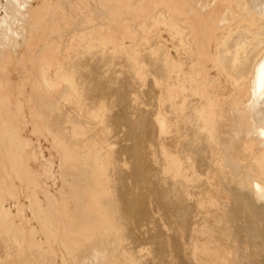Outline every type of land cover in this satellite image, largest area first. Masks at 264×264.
<instances>
[{"label": "bare ground", "instance_id": "1", "mask_svg": "<svg viewBox=\"0 0 264 264\" xmlns=\"http://www.w3.org/2000/svg\"><path fill=\"white\" fill-rule=\"evenodd\" d=\"M71 18L86 23L102 43L123 47L133 59L136 89L144 85L143 73L149 74L151 93L158 94L154 104L149 99L154 111L134 129L136 158L145 161L150 184L158 189L163 184L167 192L178 187V197L195 200L203 215V226L195 225L191 233L196 257L205 264H232L238 244L234 239L229 252L218 237L225 232L221 202L227 199L216 186L219 177L232 186V200L246 207L250 222L246 215H236L246 224L237 232L256 235L262 219L256 220L260 213L255 206L264 201V0H0V237L5 254L14 257L11 250L30 246L40 257L29 264H44L45 259L52 264H118L111 242H119L123 257L127 254L110 187L118 175L110 174L117 164L112 147L87 134L88 120L83 124L70 117V138L52 128L57 117H68L59 105L63 89L74 94L73 81L59 64L70 50V42L60 44V37H70L62 29L70 27ZM49 35L58 36L54 44ZM41 38L49 44L38 43ZM31 55L37 57L33 68L24 64ZM19 67L25 73L11 78ZM70 111L81 113L76 104ZM27 127L33 134L25 135ZM61 131L68 132L66 127ZM143 131L146 148L141 147ZM33 138L46 140L57 161L45 158ZM78 165L94 187L76 192L77 185L70 182L69 209L60 171ZM54 173L61 184L51 190L47 181L56 179ZM246 198L253 200L252 207L244 205ZM259 238L264 239V228L252 242Z\"/></svg>", "mask_w": 264, "mask_h": 264}, {"label": "rangeland", "instance_id": "2", "mask_svg": "<svg viewBox=\"0 0 264 264\" xmlns=\"http://www.w3.org/2000/svg\"><path fill=\"white\" fill-rule=\"evenodd\" d=\"M128 16L130 17L133 15L128 14ZM71 19L73 20L70 27L62 29L66 30L64 32L70 33V37H60V39H62L60 44L70 42V50L62 53L63 55L57 53V56L59 58L62 55L63 58H65L60 60L59 64H62L63 66V75L71 78L74 85L73 95H71L69 89H63L62 95L63 97H72L73 101H65L63 100V97L59 99L60 107L69 111L68 117L62 115L57 117L58 120L53 123L52 128H58L63 136L70 138V117L72 120L76 122L80 121L83 124L85 120H88L89 124L85 127L87 134L91 137L93 136L94 140L100 138L98 141L101 140L102 137L106 144L112 147L111 158L114 162H117V164H114V167H111L110 174L116 172L118 175L115 178L116 183L114 178L112 182L110 181V187H112L111 191L113 192L114 201L117 203L119 212L118 217L121 218L120 222L124 226V230L121 234V239H123L120 243L125 246L127 251L126 259V257H123L122 255V250L117 248L119 242L109 243L108 245L110 247L113 246L110 249L115 253V259L113 258V261H115V263L119 262L118 264H205L196 257L191 247V233L194 226L196 225L197 229L203 226V215L199 214L200 210H198L197 213L195 200H185L184 194L182 197H178L180 192L178 187L167 192L165 187H163V184L159 189L155 187L154 184H150L148 170L144 165L145 161L141 158H136L135 148L138 141L135 139L134 129H136L139 121L145 122L148 112L152 113L154 111L153 107H148V105H151L149 99L151 98L152 103L154 104V98L158 94V92L154 95L151 93L154 88H152L153 83L150 82L149 74L147 72L143 73L144 85L141 86L139 90L136 89L135 83L138 77L136 75L133 59L127 58L124 55L123 47L111 43H102L97 36L87 31V28H85L86 23L78 18ZM104 22L108 23V20H104ZM114 24L115 23H112L113 29L117 26ZM83 34L85 38H83L84 36H81ZM54 37L58 38L56 35ZM54 37L49 35L46 38L54 44V41H56V38ZM44 40V38H41L38 43H45L43 42ZM124 43L130 45L131 42L125 40ZM45 44L49 43L46 42ZM110 49H112V52ZM144 56L148 60L150 54L145 53ZM36 61L37 57L31 55L29 60L24 64H27L29 68H33L34 62ZM9 69L11 70L12 67ZM50 70L51 69H47V75H51ZM14 71L15 72L11 78L19 77L25 73L21 67L16 68ZM35 72V69L31 70V73ZM161 78L164 79V74H162ZM56 93L53 94L56 95ZM75 104L81 112L80 115L70 111ZM65 127L68 132L63 133L61 129ZM25 132L26 136L33 134L29 127L26 128ZM145 132L146 131H143L141 134L142 136L140 135L142 148H146L147 144V136ZM58 135L60 136L59 133ZM96 135L98 136L96 137ZM35 140H38V143ZM45 142L46 140L43 138H40V140L33 138L35 148L38 147L37 149L39 151L41 149L45 158L54 157V161H57L55 151H52L50 144H47V142L45 144ZM45 149L46 151H44ZM157 157L160 159L159 151L157 152ZM82 169L83 167L78 165L76 170L70 171V167H66L64 170L60 171L64 176L62 182L64 185L63 192L69 200V209L71 203L70 182L77 185L76 192L78 191V188L79 191H84L85 189H88V187H94L91 186L94 185V181L87 182L86 180L88 177L85 176ZM55 171L57 172V163L54 164V172ZM54 174L57 180L54 179V181H52V179L47 181L51 190L54 189L55 186L52 185L55 183L57 187L61 184L59 176L56 173ZM217 179L219 183L216 186V189L224 195L225 199H227L222 200L221 202V210H223L222 224L226 229L224 227V234H218V237L225 244L229 252L233 250V245L231 244L234 239L238 244V248H236L238 251H234L235 261L232 264H264V239L259 238L256 242H252V239L255 236L257 237L259 232L264 228V218H262V214H264V201H262L263 204H261L263 208L259 204V207L257 205L255 206L256 211L260 213L256 220L259 221L262 219V222H260V224L258 223V228L254 226L257 228L258 233L254 235V232L250 230L251 232H249V236L247 234L248 238L243 237L239 231L237 232V229H245V219H242L244 220L242 221L239 217L238 219L236 217L240 216V214L246 215L247 213L245 212V209H243L246 207L240 206L239 201L241 200H232V186L225 185L219 177ZM191 196L198 199V197ZM178 198L181 200H177ZM246 199L244 205H250L252 207L253 200H250L249 198ZM22 200L27 201V199ZM111 200L113 199L111 198ZM241 209L244 210V213L241 212ZM230 213L234 216L232 217ZM196 215L198 216L196 217ZM246 216V221L249 224V216ZM226 218L227 220H225ZM256 220H253V222L255 221L256 223ZM243 224L244 226L242 227ZM228 225H230V227ZM251 228L253 229V227ZM235 232H237L236 237ZM223 235H225V237L222 239ZM4 241V236H1L0 264L10 263L9 261L11 258H14L15 256L18 258L20 253L23 254L22 256L24 258L31 256V259L23 260V257L20 258L19 256V259L12 260V264H29L30 261L33 262L35 259L37 261L40 257L36 249L34 250L33 247L25 246L26 249H22L24 253H22V250L21 252L19 251V253L17 248L14 249L17 252L11 250L14 257L9 256V259L5 254L6 245H4V247L2 246L5 244ZM255 243L256 245L254 248L248 250L250 248L247 247H250ZM241 245H246V247H242ZM27 247H29V250H27ZM30 252L34 255H31ZM48 257L51 258L50 256H47L46 258ZM238 257L241 259L239 260ZM244 260H246L245 263H243ZM45 261L47 263L48 259H45ZM129 261L131 263H129ZM37 262L35 264H38ZM46 263L44 262V264ZM49 263L52 264V262H48L47 264Z\"/></svg>", "mask_w": 264, "mask_h": 264}]
</instances>
